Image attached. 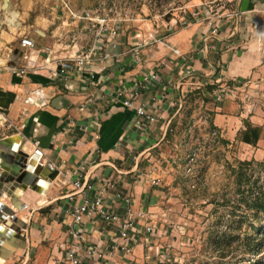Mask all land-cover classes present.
<instances>
[{
	"label": "rangeland",
	"instance_id": "374dc122",
	"mask_svg": "<svg viewBox=\"0 0 264 264\" xmlns=\"http://www.w3.org/2000/svg\"><path fill=\"white\" fill-rule=\"evenodd\" d=\"M21 1L25 14L19 17L18 31L7 26L12 34L19 32L20 36L25 35L28 27L38 26L36 23H42L45 28L47 19L53 18L51 12L56 6L55 0ZM71 3L76 11H98L108 14L112 20H119L120 36L126 44L132 43L131 38L135 36H139V41L148 37L146 29L149 25V33H154L160 41L147 48L151 51L166 42L169 36L191 25H195L196 31L217 25V37L220 29L225 27L233 29L246 23L257 27L253 17L246 19L244 12L257 5V0H72ZM239 10L243 11L242 15L235 19L234 14ZM263 19L264 14L257 20L262 22ZM74 29L69 35L76 33L78 42L85 43L87 48L94 30L82 23L76 24ZM4 37L10 39L6 35ZM191 45L190 51L183 52L175 60L179 66L176 70L178 76L176 82H169L171 90H166V84L159 98L152 96L155 99L151 102L156 103L154 111L157 115L153 132L148 127L144 128L147 131L141 132L133 127L135 137L127 146H120L116 143L121 142V136L113 142V134L110 139L102 141L91 135V132L97 131L94 127L99 128L108 114L102 115L98 125L93 123L96 121L93 117L82 114L78 117L89 122L88 131L91 132L88 137L95 139L91 142L93 146L100 147V154L106 155L104 160L129 172L123 177H128L126 183L132 187L136 204L143 205L157 223L159 233L150 243L153 248L150 259L143 260L138 252V262L134 264H264V229H260L264 226V219L252 205L257 196V178L264 183L263 171L257 172V163L264 162V85L260 86L257 81L264 82V74L253 80L243 79L239 85L228 84L220 76L218 85L207 86L210 84L206 85L202 79L210 83L214 81L212 76L199 77L198 81L187 76V71L194 68L185 64L199 52V49L195 50V42ZM125 46L128 48V45ZM1 48L0 45V51ZM210 56L216 58L217 53ZM207 59L208 56H203L199 61L203 63ZM4 69L6 67L3 66L0 72ZM8 70L16 75L15 71ZM194 72L198 75L195 69ZM226 84L230 90L224 86ZM56 86H59V93L52 97H59L60 107L66 108L70 117L76 116V112L80 111L75 109L84 101L85 95H68L62 86ZM218 86L223 87V90L218 89L220 101L214 94ZM209 87L213 90L210 91ZM229 98L238 103L236 111L233 113L232 109H225L222 114L229 112L230 116L237 118L238 112L246 118L242 126H238L239 131L238 123L234 122L230 127L233 134L227 136V131L217 127L213 121ZM49 105L50 100H34L32 104L36 110ZM252 117H257V126ZM252 131L259 134L260 151L254 149L259 141L254 145L243 142L245 135L253 140ZM7 134L20 135V132L15 127L7 129L1 121L0 137ZM76 146L80 145L70 143L65 149L66 154H70L69 149ZM118 152L121 156L116 154ZM114 154L116 156H112ZM56 156L55 153L52 155L55 163ZM67 162L78 164L76 167L85 163L82 158L71 154ZM151 178H158V187L151 186ZM59 185L52 186L45 194V203L41 205L38 204L41 199L38 193H25L22 200L28 208L21 211L5 197L4 203L26 223L29 234L33 229L34 245L30 244L28 253L17 249L4 259V264H34L39 251L45 252V258L49 255V241L55 238L57 231L53 218L59 215L57 210L60 207V201L55 203L53 200L67 192L66 186L60 189ZM158 250L159 256L155 255ZM45 262L47 264L48 257Z\"/></svg>",
	"mask_w": 264,
	"mask_h": 264
},
{
	"label": "crops",
	"instance_id": "0c3cea01",
	"mask_svg": "<svg viewBox=\"0 0 264 264\" xmlns=\"http://www.w3.org/2000/svg\"><path fill=\"white\" fill-rule=\"evenodd\" d=\"M5 1L6 0L0 1V45L2 46L0 51V69L3 68V66L4 68L6 67L4 72H0V111L2 112V114H0V122L4 121V126L7 129L15 127L20 132V135L22 136V144L19 149H22L23 151L30 154L37 151L40 152L42 158L39 162L42 163L46 168L49 164L52 165L54 167V171H57L58 174H61L57 175L56 179L50 183L45 193L48 194L49 190L54 184L57 186L59 185L58 183L62 184V187L59 185L60 189H62L63 186L67 187V192L64 194V196L55 198L53 200L55 203L60 201V207L58 206L57 212L60 214V212L66 208V205L69 203L67 196L71 193V187L68 186L67 183H64L62 174L70 175L78 165L73 162H67L70 154L76 158H82V161L84 160L85 164H83L85 166V171L88 172V175H91L97 179L115 178L116 180H119V182L125 187L132 189V187L126 183L128 181V177H123L127 176L129 172L124 171V168L118 169L110 161H105L104 158H106V155L102 153L100 154V147L95 145L94 147L93 143L91 142H95V139L88 137V134L91 131H88L86 134L83 133L81 126L85 123L89 124V122L85 119H82L81 116H78L82 114V116L85 115L87 117V114L76 112V116L70 117L68 110L66 108L63 109L60 107L59 97L57 99L52 97L59 93V86H56L58 83H40L36 80H33L30 76L21 77L9 72L8 69L12 70L9 68L11 67L10 63L13 64L14 62L16 68L22 66V63L16 58L19 55L18 53L23 49H21L19 44V32L12 34L7 26L10 25L11 27L16 28L18 31L20 25L19 17L25 13L21 5V0H17V3H15V0H8L7 9H3V4ZM15 4L17 5L16 8ZM10 10L16 13L15 24H11L10 22ZM244 12L247 14L246 19L249 20V18L251 19V17H253V21H255V23L257 22L256 28H253L252 23L238 25L237 28H233L235 29L234 31L229 27H221L222 29H220L217 41L213 40V44L215 45V54L217 53V62L223 68V71L220 74L221 79L228 84L234 83L239 85L243 83V79L250 78L253 80L257 79V77H261V75L264 74V19L262 22L257 20L258 18H262V14H264V0H257V5L252 6L251 9ZM51 15L53 18H50V20L47 19L48 23L46 24L45 28L43 27L42 23H36L38 26L32 25L28 27V29L25 31V34L34 40L37 50L40 51L53 49L54 51H59L57 55H60L61 57L66 56L72 51L70 49L68 51H60V49H67V47L64 46V43L66 44L67 42L64 40L60 42L61 44H57L55 42L54 37L57 33L54 29V26L58 25L60 20L58 19L59 17L55 9L53 12H51ZM187 30L188 27H185L184 29L176 32L174 35L169 36L165 40L168 42L170 38H175L173 43V52L164 47H159V45L155 47L154 51L144 49L140 64L132 71H120L117 66L110 67V63L97 64L96 66H93L92 69L96 71L105 68V70L102 71L103 73H99V75L95 77L97 82H99V88L101 90V92L97 91L99 93L97 97H95L97 89L89 87L86 90H82V85L79 84L75 78H73L68 83V85H71L70 90L65 89V91L68 93V95H85L83 100H86L88 97L97 99L98 97L102 96L104 90L116 88L121 82H123L121 81L122 78H129L131 76H135L136 74L148 73L156 66L162 65L159 82L155 83V85L152 86L150 90L146 91L141 97V99L144 101H147L149 96L159 98L160 93H162L161 90L165 89L166 84L168 85L171 80L176 82L175 79H177L178 76L176 75V70L179 66L175 60L178 58V56L183 54V52L190 51L192 49L191 44L193 42L196 43L195 50L199 49V52H196L194 55L196 56V59L193 56L190 59V62L186 61L187 63L185 65L194 68L199 75L209 74V64L203 61V63H201L199 60H201L203 56L205 57L204 53L201 52L200 49L203 46V39L207 35L206 32H208L210 28L208 26L206 29L200 28L199 31H196L197 29H193L191 31ZM199 32L202 34H199ZM4 35L8 36L10 39L7 40ZM81 45L85 46V43H82ZM10 53L12 54L10 55ZM257 82L260 86L264 85L263 80ZM58 85L62 86L61 84ZM176 87L178 88V86ZM170 88L172 87L169 85L166 86V90L168 92L171 90ZM229 99H227V101L222 104L221 108L219 109L221 113H219V111L217 114H215L213 121L217 127L223 128L227 131V136H230V133L233 134L230 127H233L234 122L238 123L237 130L239 131L238 126H242V121H244L246 118L244 114H239L238 112L237 118H235L234 115L230 116L229 112H227V114H222V110L224 111L225 109H232L233 113L236 111V106H238V103L233 101L234 99ZM34 100H50V105L42 110H36L35 107L32 106ZM101 102L102 108L105 109L104 114H108V117L106 119L103 118V122L101 125H99V128L94 127V129L97 131L94 133L91 132V135L98 138L97 140L102 141L104 139H110L109 137H111L113 134V139H111L113 142L117 141V139L119 140L118 137L121 136L123 137L121 142L119 143L117 141L116 144H121L120 146H127L131 139H133V136L135 137L136 135L132 129L134 127V122L132 124L134 116L130 111H126L120 105H112L108 102L105 103L104 101H100V103ZM78 107L79 106H77L75 110H78ZM252 118V122H255L254 124L257 126V117ZM258 125H260V123H258ZM147 129L152 131V127H148ZM136 130L140 132L147 131L146 129ZM10 135L11 134L2 135L0 139L9 137ZM85 141H89V143L86 144ZM260 142L261 141L259 140L258 144L255 146V151H260ZM70 143H77L80 146L69 149L70 154H66L65 149H68V145ZM103 144L106 143L103 142ZM23 146L26 148H23ZM54 153L57 155L56 163L52 159V155ZM110 153L113 154L114 152ZM116 154L121 156L119 152ZM116 154L112 156H116ZM92 159H95V161H92ZM0 173H2L1 169ZM45 194H40L39 197L41 199H39V205L45 203ZM24 195L26 194L23 193L19 197L22 202ZM4 200L5 196L3 195L0 199V202L4 203ZM76 200L79 201L78 198H76ZM24 203L27 209L28 205L26 202ZM15 215L17 216L16 213ZM58 217L59 215H57L56 218L54 217L55 219L53 218V224H55L57 227L55 237L60 235L59 226L56 224V219H58ZM32 233L33 229L30 230V234L29 230L27 231L26 229V231H24L26 248L23 249V252L25 251L28 253L30 244L34 245L32 239L33 237L31 235ZM15 241L19 244L22 243L20 240ZM136 252L138 253L139 250L137 249ZM56 254L57 253L55 250H50L49 255H46V258L48 257L47 264H50L52 256L54 257ZM46 258L45 252L39 251L34 264H46ZM0 264H4V260L1 258Z\"/></svg>",
	"mask_w": 264,
	"mask_h": 264
},
{
	"label": "built area",
	"instance_id": "2783aa9c",
	"mask_svg": "<svg viewBox=\"0 0 264 264\" xmlns=\"http://www.w3.org/2000/svg\"><path fill=\"white\" fill-rule=\"evenodd\" d=\"M71 1L55 0L57 3L54 9L60 22L55 25L57 34L54 39L57 44H61L62 40L67 42L64 43L67 49L60 51L70 49L72 52L61 57L57 55L59 51L53 49L39 51L34 40L25 34L20 36L19 44L23 50L16 58L22 66L16 68L13 62L9 68L15 71L17 76L41 78L47 83L61 84L66 90H70L71 85L68 83L75 78L82 85V90L89 87L97 89V97V91L101 90L95 77L103 73L105 68L96 71L92 69L93 66L110 63V67L117 66L120 71H132L140 64L143 50L160 41L154 37V33H149L151 30L148 25V37L139 41V36H135L131 38L132 43L126 44L125 39L120 36L119 20H112L108 14H100L98 11H76ZM242 12H235V19L242 15ZM80 23L87 24L94 30L87 48L78 42L76 33L69 35L71 30H76L74 26ZM209 28V34L204 37L200 49L208 56L209 74L196 75L192 69L187 71V76L197 81L199 77L212 76L213 82L209 83L204 79L202 81L206 85L210 84L207 86H216L220 82L223 68L217 59L210 55L215 54L213 39L217 41L219 28L217 25ZM125 45H128V48ZM161 68L162 65L156 66L148 73L122 78L123 82L114 89L104 90L101 97L86 98L79 104L78 110L86 113L87 117L95 118L93 123L98 125L97 122L105 111L100 101H104L130 111L134 116V127L137 129L156 125V103L151 102L155 98L149 96L148 100L144 101L141 97L159 82ZM219 87L214 92L217 101H220ZM220 89L223 90V87ZM227 89L230 90L229 86ZM81 128L86 134L90 125L85 123ZM84 164L75 168L70 175L62 174L64 183L71 187V193L67 196L69 203L56 219L60 235L49 241L50 250L57 253L52 256L50 264H134L138 262L136 250L139 248L140 258L150 259V253L153 251L150 243L159 233L153 216L143 205L136 204L132 189L125 187L115 178L97 179L88 175ZM47 169L54 171L50 164ZM150 181L154 187L160 184L158 178H151ZM159 254L158 250L155 255Z\"/></svg>",
	"mask_w": 264,
	"mask_h": 264
},
{
	"label": "water",
	"instance_id": "95a60500",
	"mask_svg": "<svg viewBox=\"0 0 264 264\" xmlns=\"http://www.w3.org/2000/svg\"><path fill=\"white\" fill-rule=\"evenodd\" d=\"M6 5L5 1L3 9ZM21 138L22 136L17 134L0 139V167L3 169L0 173V199L4 195L9 198L13 207L18 210H25L26 205L19 200L21 194L18 193L33 191L39 195L45 194L47 190L39 183L50 185L58 173L48 170L42 163L38 162L42 158L40 152L37 151L30 155L22 150L18 151ZM21 158L27 161L25 167L19 165ZM37 166L41 168L38 169ZM6 213L8 214L6 215ZM26 229V223L20 220L8 205L0 202L1 259H8L17 249L26 248L24 237ZM15 240H20L22 243H16Z\"/></svg>",
	"mask_w": 264,
	"mask_h": 264
},
{
	"label": "trees",
	"instance_id": "16d2710c",
	"mask_svg": "<svg viewBox=\"0 0 264 264\" xmlns=\"http://www.w3.org/2000/svg\"><path fill=\"white\" fill-rule=\"evenodd\" d=\"M194 27H195V25L189 26L187 31H191V30L195 29ZM174 40H175V38L172 37L168 40V42H164L162 45H159V47H164V48L171 50L173 52ZM31 78L33 80H36L37 82H40V83L46 82L45 80H43L41 78H36L33 76H31ZM209 90L212 91L213 87H209ZM252 139L253 140L251 141L250 138L245 135L243 138V142L245 144H253L254 145L259 141V134L256 133L255 131H252ZM244 164H247V163H244ZM260 171H263V173H264V162L257 163V172H260ZM252 205L257 210V213L260 214L264 219V183H263V181H260L259 178H257V196L254 198ZM260 229H264V226L260 227Z\"/></svg>",
	"mask_w": 264,
	"mask_h": 264
},
{
	"label": "bare ground",
	"instance_id": "6f19581e",
	"mask_svg": "<svg viewBox=\"0 0 264 264\" xmlns=\"http://www.w3.org/2000/svg\"><path fill=\"white\" fill-rule=\"evenodd\" d=\"M7 2H8V0H6V3H7ZM7 7H8V4L6 5L5 9H7ZM12 10H13V9H12ZM10 15H11V19H10L11 24H15V22H16V13H14L13 11L10 10ZM17 19H18V18H17ZM6 22H7V21H6ZM17 22H18V21H17ZM19 143H20V144H19V147H18V151H19V150H22V149H19L20 146H21V144H22V138L20 139V142H19ZM23 145H25V144H23ZM23 148H26V147L23 146ZM22 151H23V150H22ZM26 151H27V150H26ZM24 152H25V151H24ZM28 154H30V153H28ZM31 154H34V153H31ZM31 154H30V155H31ZM38 162H39V161H38ZM26 163H27V161L21 158V160H20V162H19V165L22 166V167H25V166H26ZM39 163H40V162H39ZM37 167H38V166H37ZM39 168H41V167L39 166L38 169H39ZM0 169L3 171L2 167H0ZM39 184H40V186H42V187L45 188L46 190H47V188H48V186H49V184H47V183L45 184V183H42V182H41V183H39ZM23 193H26V192H23ZM23 193H20V192H19L18 194H21V195H22ZM21 195H20V196H21ZM20 196H19V197H20ZM19 200H20V199H19ZM20 201H21V200H20ZM9 207H10V206H9ZM10 209H12V208L10 207ZM17 210H18V209H17ZM12 211H14V210L12 209ZM18 211H20V210H18ZM14 212H15V211H14ZM7 214H8V213H6V215H7ZM3 228H4V227H3Z\"/></svg>",
	"mask_w": 264,
	"mask_h": 264
}]
</instances>
